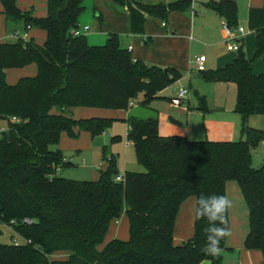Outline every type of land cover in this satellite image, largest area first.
I'll list each match as a JSON object with an SVG mask.
<instances>
[{"label": "trees", "instance_id": "obj_1", "mask_svg": "<svg viewBox=\"0 0 264 264\" xmlns=\"http://www.w3.org/2000/svg\"><path fill=\"white\" fill-rule=\"evenodd\" d=\"M128 15L132 35L142 36L146 19L166 22L172 12H184L191 0L143 5L134 0H109ZM247 11V29L254 34L252 59L264 52V0ZM3 16L22 22L23 30L45 33L41 46L17 38L0 44V224L14 221L12 229L29 244L0 243V264H210L218 257L201 252L206 221L194 217L190 239L172 243L178 206L200 195H224L227 182L238 187L246 208L247 232L243 248L258 251L264 264V167L255 170L250 151L263 133L247 126L251 115H264V76L253 75L241 48L233 61L216 70L201 72L205 83L235 85L233 111L239 116V139L232 142L189 141L158 135L156 121L128 118L126 141L143 172L118 175L115 156L101 149L104 169L96 181H72L57 176L69 163L57 149L59 135L91 139L108 130L109 118L73 120L71 108L128 110L130 104L146 107L164 88L180 78L173 68L161 69L132 60L116 34L103 45L89 46L84 36H72L82 12L81 0H46L44 17L16 8L15 0H0ZM203 8L228 27L236 26L235 0H209ZM34 64L36 74L14 85L4 81L6 69ZM200 110H203L202 101ZM55 109L56 114L50 110ZM13 119V121H11ZM119 138L111 137L115 142ZM264 164V159H263ZM127 219L125 241L111 240L100 250L110 222ZM31 221L21 224L22 219ZM222 252L224 240L221 241ZM67 253L64 260L51 255Z\"/></svg>", "mask_w": 264, "mask_h": 264}, {"label": "crops", "instance_id": "obj_2", "mask_svg": "<svg viewBox=\"0 0 264 264\" xmlns=\"http://www.w3.org/2000/svg\"><path fill=\"white\" fill-rule=\"evenodd\" d=\"M134 1L143 5H156L170 3L173 0ZM206 2L196 1L198 10L196 12L194 10L195 1L191 0L189 8L184 11L186 14L182 27L176 28L178 34H175L173 29L175 26L171 21L163 22L164 26H161L160 32L154 34L155 39L164 41V44L159 46L147 34L151 32L149 31V24L160 21L146 19L142 36L132 35L129 33L128 15L124 9L114 5L109 0H81L82 12L77 18V26L79 28L88 27L86 23H93L98 30V34L91 35L89 34L91 29L88 28V32L83 35L87 45H103L108 34H116L120 46L126 50L128 47L130 48L128 52L132 60L141 61L147 66H155L161 69L173 68L180 73V78L157 93L156 98L144 108V112L137 110L135 105L125 111L79 107L69 109L66 116L73 120L109 118L122 123L128 118L152 119L156 121L157 133L162 137L180 136L189 141L207 140L211 142L238 140L240 119L233 111L235 85L231 82L205 83L200 73L195 71L193 64L196 57L203 56L205 58V71H211L230 64L236 56V52L226 50L224 36L220 29L221 20L214 13L203 8L202 5ZM235 4L237 10L236 26L240 25L239 27H241L243 25L245 31L240 38L239 48H241L245 59L250 61L251 73L264 76V52L258 58L252 59L254 34L247 29L246 23L247 11L251 8L262 7L263 2L262 0H235ZM15 5L21 12H30L32 17L41 18L46 13V0H15ZM175 13L179 12H172L167 18ZM166 28L169 35L166 34ZM188 34L196 35L201 41V52H197L193 48L191 38H186ZM17 38L24 41L31 40L35 45L41 46L45 40V33L40 29L24 31L22 22L11 23L6 21L0 5V44L13 43ZM178 40H183V42L179 43ZM35 74V65L28 64L21 68L6 69L4 81L11 86L19 79L30 78ZM179 87L185 88L187 95L179 106L173 107L169 102ZM200 100L203 104L202 111L200 110ZM50 113L56 114L57 112L55 109H51ZM246 123L249 128L262 132L264 136V115H251L247 118ZM5 127V120H0V131H3ZM75 133L76 137L73 139L68 138L64 133L59 135L57 149L61 152L63 160H65L64 152L73 151L75 157L81 154L82 164L86 159L89 162H95L96 157L90 144L96 138L91 139L86 132L75 130ZM83 141L85 144L82 143ZM263 141L264 137L258 143L262 149ZM125 145L132 149L129 142L126 141ZM263 150H261L262 153ZM91 154L92 156H90ZM250 162L252 166L256 164L251 159V153ZM95 169L97 168L95 167ZM124 170L122 173L127 172ZM224 195L232 203L227 213L232 234L224 240L226 250L221 252L220 264H263L258 251L243 248V239L247 232V215L236 184L227 182L224 187ZM194 208L195 199L193 197L186 199L178 206L172 229V243L174 245H179L191 238L195 217ZM120 217V221L116 220L109 223L102 243L97 246V250H100L103 245L111 240L125 241L127 239V219L124 215ZM67 256V253H57L51 255L50 258L64 260ZM199 264L210 263L202 261Z\"/></svg>", "mask_w": 264, "mask_h": 264}, {"label": "rangeland", "instance_id": "obj_3", "mask_svg": "<svg viewBox=\"0 0 264 264\" xmlns=\"http://www.w3.org/2000/svg\"><path fill=\"white\" fill-rule=\"evenodd\" d=\"M194 1H195L194 3L195 8L194 7L193 8L197 12L198 10H197L196 1L203 2V1H208V0H194ZM185 14H186L185 12L175 13L170 18H167V23L171 21L172 24L175 26L173 27L175 34L179 33L176 28L180 29L182 27V24L184 23V20H185L184 19ZM86 25L88 26V28L91 29V32L89 34L91 35L98 34V30L94 26L93 23H88V24L86 23ZM241 27L244 28L243 25H241ZM160 29H161L160 22L151 23L149 24V31L151 32L147 34V36H149L151 40L154 41L155 44L159 46L163 45L164 41L155 39L154 34H157V32H160ZM166 29H165L166 34L169 35V33L167 32L168 29L167 30ZM187 37L191 38V41L193 42V48H195L197 52H201L202 45L200 44L201 41L197 38V36L188 34L186 38ZM177 42L181 43L183 42V40H178ZM135 108H137V110H139L140 112H144L143 110L145 107L135 104ZM125 132H126V125L124 123L119 122V121H113L110 128L106 130V132L102 136L94 139L90 145H91V150L94 152V155L96 157L95 162H89L88 159H86L82 164L81 154L75 157L73 151L64 152V159H65L64 161L69 163L70 166L67 168H60L59 170H57V173H56L57 176L64 178V179L72 180V181H91V182L96 181L98 177V171H102L105 166L104 163L101 161L102 147H104L106 155L113 154L114 156H116V168L118 171V175L122 174L123 169H125L124 171H127V172H140V173L143 172V169L135 161L133 149L125 145V142H126ZM113 136H117L119 139L115 142H111L110 138ZM82 143L85 144L84 141ZM261 150L263 149L259 144H257L253 149H251V152H250L251 159L252 161H254V163H256L254 164L253 167L263 163L264 150H263V153L261 152ZM90 156H92V154ZM95 167L100 170L95 169ZM120 219L121 217H119L117 221H120ZM9 234L10 233L7 230V228L4 225L0 224V243L9 244L10 242Z\"/></svg>", "mask_w": 264, "mask_h": 264}, {"label": "clouds", "instance_id": "obj_4", "mask_svg": "<svg viewBox=\"0 0 264 264\" xmlns=\"http://www.w3.org/2000/svg\"><path fill=\"white\" fill-rule=\"evenodd\" d=\"M232 203L226 195H200L196 200L194 215L197 220H204L207 226L205 244L201 252L206 257L216 258L222 252L221 241L231 236L227 217Z\"/></svg>", "mask_w": 264, "mask_h": 264}, {"label": "built area", "instance_id": "obj_5", "mask_svg": "<svg viewBox=\"0 0 264 264\" xmlns=\"http://www.w3.org/2000/svg\"><path fill=\"white\" fill-rule=\"evenodd\" d=\"M161 26H164V24L162 23ZM220 29L224 36L226 50L231 52H236L239 48L240 38L245 33L244 29L239 26L228 27L224 21L220 22ZM87 32H88V27L84 26L82 28H79L78 26H76L74 29L70 31V34L72 36L78 37V36H83ZM129 49L130 48L128 47L127 51H129ZM204 62H205V58L203 56H198L194 59L193 64L196 72L201 73L205 71ZM186 95H187L186 89L179 87L175 92V96L172 99H170L169 102L170 105L173 107L179 106L180 102L185 99ZM130 106L131 107L134 106V103H131ZM263 149H264V141H263ZM114 181L121 182L122 174L115 176ZM20 223L23 225H30L31 221L24 218L21 220ZM14 224H15L14 221H9L8 225H4L10 233V238H9L10 243L14 246H18L21 244H29L30 243L29 240L21 237L12 229V226Z\"/></svg>", "mask_w": 264, "mask_h": 264}, {"label": "water", "instance_id": "obj_6", "mask_svg": "<svg viewBox=\"0 0 264 264\" xmlns=\"http://www.w3.org/2000/svg\"><path fill=\"white\" fill-rule=\"evenodd\" d=\"M263 167H264V164L262 163V164H260V165L255 166L254 169H255V170H260V169H262Z\"/></svg>", "mask_w": 264, "mask_h": 264}]
</instances>
